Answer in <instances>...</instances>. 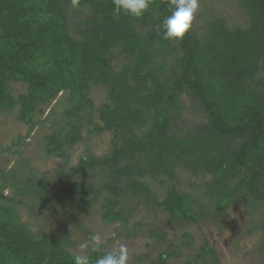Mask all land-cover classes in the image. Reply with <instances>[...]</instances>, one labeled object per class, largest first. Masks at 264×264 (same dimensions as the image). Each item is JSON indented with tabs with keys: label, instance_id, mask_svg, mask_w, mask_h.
I'll return each instance as SVG.
<instances>
[{
	"label": "rangeland",
	"instance_id": "obj_1",
	"mask_svg": "<svg viewBox=\"0 0 264 264\" xmlns=\"http://www.w3.org/2000/svg\"><path fill=\"white\" fill-rule=\"evenodd\" d=\"M108 1L112 2L82 0L81 7L74 9L70 0H0L17 14L19 2L32 8L30 26L58 49L57 59L47 67H64L79 79L91 102L82 113L83 125L68 133L77 135L72 143L64 140L75 121L68 114L73 104L67 90L42 104L29 105L25 112L19 103L0 111V193L4 197L0 207L11 212L10 222L23 226L31 239L52 240L71 257L84 254L79 245L99 234L102 252L126 245L129 264H264V202L248 198L245 177L233 169L239 142L226 144L206 135V119L187 94L167 109V80L179 59L176 45L148 40L152 24L120 19L132 25L133 35L145 45L126 46L112 37L108 52L100 53L109 61L110 71L94 69L99 57L85 51L84 42L106 29L102 22L108 16L102 5ZM218 22L228 31L246 27L248 17L241 1L199 0L190 32L205 36L209 25ZM93 76L119 82L126 100L123 107L136 112L134 122L121 118L125 113L118 108L121 102L111 90L114 85L95 82ZM88 81L92 83L87 88ZM7 85L14 99L29 92L24 81ZM144 92L150 100L146 112L155 114L157 121L138 112L142 108L138 96ZM128 127H133L135 136L127 134ZM144 135H159L162 147L172 148L164 153L166 160L160 159L164 148L160 154L153 152L154 136L140 151L144 163L136 164L138 157L120 150H132L137 137ZM55 136L60 146L53 144ZM81 158L93 165L75 173ZM262 158L258 165L264 168ZM175 196L179 204L183 201V208ZM87 254L102 253L87 250Z\"/></svg>",
	"mask_w": 264,
	"mask_h": 264
},
{
	"label": "trees",
	"instance_id": "obj_2",
	"mask_svg": "<svg viewBox=\"0 0 264 264\" xmlns=\"http://www.w3.org/2000/svg\"><path fill=\"white\" fill-rule=\"evenodd\" d=\"M240 1L248 17L246 27L228 31L223 22H218L209 25V34L195 37L189 31L181 42L164 41L159 35L164 18L170 15L168 0H152L150 9L134 22L142 26L152 24L147 39L164 44L174 43L179 51L175 73L167 80L170 90L167 109L173 107L181 94H187L206 119L203 127L206 135L226 144L238 141L239 146L232 156L233 169L245 177L244 188L248 198L252 202L261 203L264 202V168L258 165V161L264 157V0ZM102 7H105L108 16L102 22L106 29L86 38L84 50L93 51L99 57L93 67L97 72L107 74L110 71L109 61L100 57V53L108 52L106 45L112 37L133 47L145 45V41L133 35L132 25L120 22V19H132L122 13L115 14L112 2L108 1ZM31 10L19 2L17 14L12 7L0 2V111L19 103L21 112H25L32 104H42L60 90H67L73 104L68 114L75 121L69 125L64 140L72 143L77 135L68 133L78 131L83 125L82 113L86 112L91 102L81 88L79 79L76 80L64 67H47L57 59L58 49L48 45L31 27ZM112 30L114 33L110 34ZM101 36L104 38L102 43L96 42ZM91 79L104 82L110 87L113 84L111 90H115L116 96L120 97L121 106L118 108L125 113L121 118L134 122L136 112L130 113L127 107H123V101L126 100L121 96L119 82L108 80L107 77L97 79L93 76ZM13 80L27 82L29 92L26 96L13 98L7 85ZM91 81L85 83L87 88ZM137 102L142 106L138 112L144 111L145 118L151 116L155 120V114L146 112L150 103L149 95L142 93ZM101 118L105 120L104 114H101ZM133 127H128L127 134L135 136ZM151 136L155 138L152 139L153 152L160 154L165 150L160 156L163 160L164 153L172 148L162 147L164 142L159 135L137 137L138 143L131 145L132 150L122 147L120 150L129 153L132 158L138 157L140 162L135 160L136 164L144 163L145 156H141L140 151L148 147L145 142ZM59 143L60 138L55 136L53 144L60 146ZM91 165L93 162L87 163L81 158L75 173ZM2 178L0 173V181ZM179 200L175 196L176 203L183 208V201L179 204ZM183 213L186 214V211L183 210ZM10 217L11 212L0 207V264H73L72 257L58 250L52 240L31 239L23 226L10 222ZM91 257L97 258L95 255Z\"/></svg>",
	"mask_w": 264,
	"mask_h": 264
},
{
	"label": "clouds",
	"instance_id": "obj_3",
	"mask_svg": "<svg viewBox=\"0 0 264 264\" xmlns=\"http://www.w3.org/2000/svg\"><path fill=\"white\" fill-rule=\"evenodd\" d=\"M170 15L161 24L159 35L164 41L181 42L192 28L199 12V0H168ZM71 7L79 9L82 0H70ZM114 11L138 20L150 9L152 0H112ZM85 250L84 254H76L71 259L73 264H129V253L126 245L121 244L118 249L102 252L101 236L92 234L89 239L79 245ZM102 253L93 259L87 254Z\"/></svg>",
	"mask_w": 264,
	"mask_h": 264
}]
</instances>
